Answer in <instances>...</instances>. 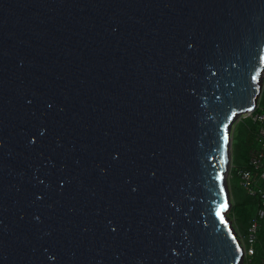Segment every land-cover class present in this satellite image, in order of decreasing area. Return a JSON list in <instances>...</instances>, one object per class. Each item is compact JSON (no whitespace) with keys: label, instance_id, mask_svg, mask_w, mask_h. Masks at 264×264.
<instances>
[{"label":"water","instance_id":"1","mask_svg":"<svg viewBox=\"0 0 264 264\" xmlns=\"http://www.w3.org/2000/svg\"><path fill=\"white\" fill-rule=\"evenodd\" d=\"M263 76L264 0H0V264H244Z\"/></svg>","mask_w":264,"mask_h":264},{"label":"built area","instance_id":"2","mask_svg":"<svg viewBox=\"0 0 264 264\" xmlns=\"http://www.w3.org/2000/svg\"><path fill=\"white\" fill-rule=\"evenodd\" d=\"M264 91V76L262 83V92L257 106L252 113L244 114L240 118L249 121L253 127L254 146L251 149L249 161L246 166H234L231 161L228 182L236 176L239 186L249 196L256 197L259 200V207L247 231L243 234L236 230L238 239L244 252V264H254L257 254L258 234L262 228L261 220L264 219V103L261 98ZM233 168V171H232ZM261 264H264V251L261 257Z\"/></svg>","mask_w":264,"mask_h":264},{"label":"trees","instance_id":"3","mask_svg":"<svg viewBox=\"0 0 264 264\" xmlns=\"http://www.w3.org/2000/svg\"><path fill=\"white\" fill-rule=\"evenodd\" d=\"M262 102L264 103V91L261 98ZM247 122V121H244ZM239 146L243 147L245 150V154L241 156V160L238 161L236 159V149L239 148ZM254 146V133H253V127L251 123L246 128V138L243 140L242 144H235L233 146L232 151V163L234 166H246L249 161V156L251 149ZM233 171V168H232ZM233 180L230 181V186L232 187V182L234 180L238 181L236 176H233ZM244 191V190H243ZM245 193V191H244ZM259 207V200L256 197L249 196L245 193L244 200L241 199V201H234L232 203V209L228 213V218L232 222V225L234 229L240 230L243 234L247 231V228L251 222V220L256 217V213ZM262 228L259 231L258 234V244H257V254L254 259V264H261V257L263 255L264 251V219L261 220Z\"/></svg>","mask_w":264,"mask_h":264},{"label":"rangeland","instance_id":"4","mask_svg":"<svg viewBox=\"0 0 264 264\" xmlns=\"http://www.w3.org/2000/svg\"><path fill=\"white\" fill-rule=\"evenodd\" d=\"M241 117V116H240ZM238 117L232 127V147H231V157H232V151L233 146L236 144H242L243 140L246 138V128L250 124L249 121L243 122V118ZM245 154V150L243 147L239 146V148L236 149V159L238 161L241 160V156ZM229 191H230V199L233 203L234 201H241L245 198V193L243 189L239 186V182L234 180L232 182V187L229 185Z\"/></svg>","mask_w":264,"mask_h":264},{"label":"snow or ice","instance_id":"5","mask_svg":"<svg viewBox=\"0 0 264 264\" xmlns=\"http://www.w3.org/2000/svg\"><path fill=\"white\" fill-rule=\"evenodd\" d=\"M225 140L227 141V136H225ZM229 207L228 202L225 201L220 204L219 209L216 212V215L220 217L221 222H224V216L222 215V212L226 210Z\"/></svg>","mask_w":264,"mask_h":264}]
</instances>
